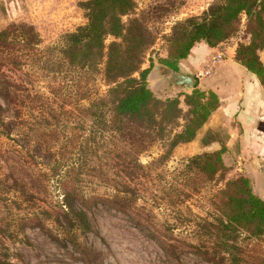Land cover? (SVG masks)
<instances>
[{
    "label": "rangeland",
    "instance_id": "rangeland-1",
    "mask_svg": "<svg viewBox=\"0 0 264 264\" xmlns=\"http://www.w3.org/2000/svg\"><path fill=\"white\" fill-rule=\"evenodd\" d=\"M81 1L85 0H0V30L24 22L32 24L42 39L39 46L0 47V90L8 80L12 91L9 105L0 98V253H7L13 264H210L192 253L196 249L189 244L203 248L207 229L201 225L204 219L212 221L214 192L242 176L264 199L263 178L243 166L235 144L226 145L230 130H238L237 122L219 113L207 126L219 100L189 144L178 145L167 161L159 163L161 146L154 142L137 156L144 167L135 170L129 164L133 156L126 151L130 138L100 134L83 115L81 108L88 102L80 99L85 88L81 72L54 74L46 69L55 54L51 46L60 44V35L87 21ZM212 1L135 0L137 13L150 11L148 24L155 34L142 64L149 68L147 85L159 99L178 98L184 111L183 93L192 90L176 87L155 65L171 69L160 59L168 57L165 38L172 26L202 14ZM128 17L122 16V21ZM240 18L237 30L216 45L219 52L210 53L203 66L187 74L181 59L176 72L192 76L199 90L211 91L199 86V77L210 73L231 49L236 61L238 44L250 42L246 15ZM112 39L109 36L105 43ZM256 53L264 68V48ZM257 80L264 89V74ZM90 83L100 94L106 88L99 77ZM211 139L219 143L218 149L206 148ZM222 146L224 168L214 180L183 172L186 158ZM58 163L63 170L54 176L52 168ZM121 182L137 192L134 202L121 207L124 210L112 202ZM64 187L101 198L87 211L91 231L64 223ZM238 245L242 264H264V233L257 237L242 233Z\"/></svg>",
    "mask_w": 264,
    "mask_h": 264
},
{
    "label": "trees",
    "instance_id": "trees-1",
    "mask_svg": "<svg viewBox=\"0 0 264 264\" xmlns=\"http://www.w3.org/2000/svg\"><path fill=\"white\" fill-rule=\"evenodd\" d=\"M80 5L87 21L60 35V44L51 46L55 54L46 69L54 74L81 72L85 88L80 99L88 102L81 108L83 115L96 125L100 134L111 132L130 138V149L126 151L133 156L129 164L135 170L144 167L137 156L154 142L161 146L156 161L164 163L178 145L195 138L218 107L217 95L213 91H201L194 84L190 93H183L185 111L179 107L178 98L162 100L155 97L146 81L149 68H142L155 41V34L148 24L150 11L137 13L135 0H85ZM242 13L247 18L250 42L238 44L235 59L261 79L264 68L256 52L264 48V0H213L202 14L175 22L165 38L168 57L160 61L176 71L177 62L187 57L195 43L203 41L214 47L230 37L240 25ZM124 15L129 16L126 22L122 21ZM109 36L113 39L105 43ZM21 43L36 46L42 43L32 24L13 22L0 30V47L13 48ZM97 77L106 87L102 94L98 88L88 86ZM2 83L0 98L9 105L11 84L8 80ZM224 151L225 146H222L220 150L186 158L183 172L214 180L224 168L221 158ZM62 170L60 163L54 165L53 175ZM64 172L65 176L69 174V170ZM118 187L112 202L117 205L114 207L124 210L121 207L134 202L137 192L126 182H121ZM99 199L64 187L61 207L64 223L78 231H91L87 211ZM212 204L215 208L212 221L204 219L201 225L207 229L206 239L201 243L203 248L189 244L196 249L192 253L210 264H242L243 255L238 245L241 234L257 237L264 233V199L256 196L249 180L241 176L227 180L222 189L214 192ZM0 264L13 262L7 253H0Z\"/></svg>",
    "mask_w": 264,
    "mask_h": 264
},
{
    "label": "crops",
    "instance_id": "crops-1",
    "mask_svg": "<svg viewBox=\"0 0 264 264\" xmlns=\"http://www.w3.org/2000/svg\"><path fill=\"white\" fill-rule=\"evenodd\" d=\"M219 50V46L196 43L186 59L181 60L182 71L194 73L209 59L210 53ZM233 54L234 49H231L228 57L222 59L218 66L199 77V86L213 91L220 100V106L212 113L207 126L214 123L219 113L226 119L235 120L238 130H230L226 145L234 148L235 144L243 166L255 172L253 166L256 160L264 167V89L253 73L233 59ZM206 148L218 149L219 143L211 142ZM255 173L262 177L260 173Z\"/></svg>",
    "mask_w": 264,
    "mask_h": 264
},
{
    "label": "water",
    "instance_id": "water-1",
    "mask_svg": "<svg viewBox=\"0 0 264 264\" xmlns=\"http://www.w3.org/2000/svg\"><path fill=\"white\" fill-rule=\"evenodd\" d=\"M155 68L162 70V72L169 77L170 81L176 87L182 88L187 92L191 91L192 88L194 87V80H193V77L190 75L181 74L171 69L163 68L159 65H155ZM253 169L256 172L260 173L262 177L264 178V167L259 160H256L254 162Z\"/></svg>",
    "mask_w": 264,
    "mask_h": 264
}]
</instances>
